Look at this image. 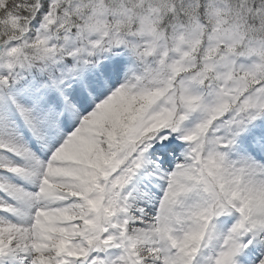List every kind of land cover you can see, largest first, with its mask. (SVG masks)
Listing matches in <instances>:
<instances>
[{
  "label": "snow or ice",
  "instance_id": "obj_1",
  "mask_svg": "<svg viewBox=\"0 0 264 264\" xmlns=\"http://www.w3.org/2000/svg\"><path fill=\"white\" fill-rule=\"evenodd\" d=\"M0 264H264V0H0Z\"/></svg>",
  "mask_w": 264,
  "mask_h": 264
}]
</instances>
